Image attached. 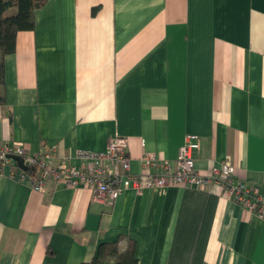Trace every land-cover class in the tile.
<instances>
[{
  "label": "crops",
  "instance_id": "obj_1",
  "mask_svg": "<svg viewBox=\"0 0 264 264\" xmlns=\"http://www.w3.org/2000/svg\"><path fill=\"white\" fill-rule=\"evenodd\" d=\"M4 63L0 143L79 164L118 134L138 172L195 134L201 173L229 156L264 193V0H47ZM20 169L0 167V264H81L120 234L137 264H264V219L216 184L107 203L63 180L34 189Z\"/></svg>",
  "mask_w": 264,
  "mask_h": 264
},
{
  "label": "built area",
  "instance_id": "obj_2",
  "mask_svg": "<svg viewBox=\"0 0 264 264\" xmlns=\"http://www.w3.org/2000/svg\"><path fill=\"white\" fill-rule=\"evenodd\" d=\"M199 146L197 135L188 134L176 159H162L146 152L140 158L141 170L134 172L129 140L118 134L109 138L104 151L79 150V164L63 156L57 145L30 153L22 145L4 142L0 143V167L10 163L17 168L12 156H19L27 166L26 169L21 167L19 177L34 189L43 190L48 180H63L72 187L87 186L92 190L93 200L107 203H113L127 188L141 191L169 185L205 187L216 184L227 198L264 219V193L260 187L237 177L235 164L229 156L221 165H213L208 173H201L194 158Z\"/></svg>",
  "mask_w": 264,
  "mask_h": 264
},
{
  "label": "trees",
  "instance_id": "obj_3",
  "mask_svg": "<svg viewBox=\"0 0 264 264\" xmlns=\"http://www.w3.org/2000/svg\"><path fill=\"white\" fill-rule=\"evenodd\" d=\"M47 0H0V85L5 83L6 54L15 50L16 34L22 29L34 27V13ZM6 104L4 94H0V105ZM81 264H137L135 240L120 234L113 241L99 245L95 256Z\"/></svg>",
  "mask_w": 264,
  "mask_h": 264
},
{
  "label": "water",
  "instance_id": "obj_4",
  "mask_svg": "<svg viewBox=\"0 0 264 264\" xmlns=\"http://www.w3.org/2000/svg\"><path fill=\"white\" fill-rule=\"evenodd\" d=\"M12 158L17 161V163H18V165L20 167H22L24 169L27 168V166L23 163V159L21 157H19V156H12Z\"/></svg>",
  "mask_w": 264,
  "mask_h": 264
}]
</instances>
